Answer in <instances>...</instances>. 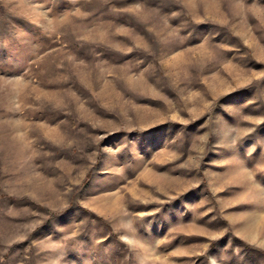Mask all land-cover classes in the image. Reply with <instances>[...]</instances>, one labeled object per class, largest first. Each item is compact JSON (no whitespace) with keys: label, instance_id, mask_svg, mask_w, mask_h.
I'll return each instance as SVG.
<instances>
[{"label":"rangeland","instance_id":"rangeland-1","mask_svg":"<svg viewBox=\"0 0 264 264\" xmlns=\"http://www.w3.org/2000/svg\"><path fill=\"white\" fill-rule=\"evenodd\" d=\"M0 264H264V0H0Z\"/></svg>","mask_w":264,"mask_h":264}]
</instances>
